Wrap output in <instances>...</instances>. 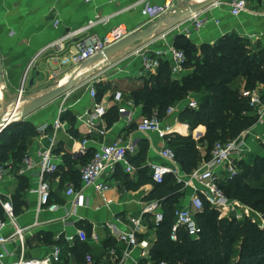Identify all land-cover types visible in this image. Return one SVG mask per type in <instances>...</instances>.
Wrapping results in <instances>:
<instances>
[{
  "label": "crops",
  "instance_id": "obj_1",
  "mask_svg": "<svg viewBox=\"0 0 264 264\" xmlns=\"http://www.w3.org/2000/svg\"><path fill=\"white\" fill-rule=\"evenodd\" d=\"M140 1L0 0V128L15 110L28 64L47 46L98 18H109V22L96 26L90 31V36L103 37L118 26H122L129 33H140L160 25L157 34L90 63L88 70L92 69L94 73L89 78L79 80L58 100L27 113L35 100L67 85L83 72L84 64L75 66L70 62H63L65 58H69L70 51H75L74 42L67 43L64 52L55 47L38 59L25 88L20 112L15 116L18 120L34 125L38 135L26 142L23 158L17 160L11 157L5 163L7 172L0 180V197L12 205L15 222L18 228L24 230L25 259L47 262L46 264H85L86 257L90 255L94 264H158L152 251L158 242L159 223L156 221V214L144 211L150 203L157 201L149 200L158 185L153 180L151 166H170L161 156V151L171 147L166 137L138 131L137 124L146 116L143 115V107L132 101L131 92L142 88L149 76L143 70L140 57L133 55V52L141 48L152 51L164 48V42L160 39L163 34H167L171 42L178 38H181L182 43L189 41L197 47L199 53L204 45L215 46L225 37L240 38L247 41L255 51L264 50V17L256 14L264 9V0H247L249 12L242 13L239 17L231 14L230 4L233 0H219L223 4L221 7L209 6L202 10L205 12L203 18L208 23L200 31L194 30L185 20L190 18L188 15L191 5L206 0H193L191 3L188 0H174L171 10L153 22L149 21ZM151 2L153 5L164 6L166 0ZM57 20L60 21L58 26L55 25ZM186 30L189 37L184 34ZM32 78L35 81L31 85ZM90 85L107 90L100 102L91 97ZM245 85L246 79L240 77L231 88L244 90ZM116 93H122L121 101H116ZM189 100L198 103L200 96L193 94ZM186 103L177 106V112L173 115H168L163 121V127L172 128L173 132L170 134L191 135L199 142L206 136V127L191 126L179 119L180 111ZM63 104L66 108L61 116L64 125L55 137L53 125ZM96 104L106 109L103 119L94 113ZM115 106L119 109L118 120H110L109 123L107 114ZM122 109L132 115V122H128V115H124ZM89 117L94 122L92 127L86 124L85 119ZM239 138L244 145V151L241 157L235 159L234 167L237 172L241 161L252 164L258 157L264 158V117L256 120ZM86 140L91 155L103 145L117 140L132 144L136 152L129 156V163L134 171L127 173L123 166H119L116 175L108 180V191L84 189L81 205L75 207V199L69 197L67 191L71 187L80 191L83 187L80 168L85 157H80L79 152ZM51 147L55 162L62 167L67 164L63 172L46 177L51 186L50 203L58 205L57 211L39 209V196L36 193L40 182L39 168L24 176L17 174L26 155L38 162V151ZM143 149L147 151L141 158ZM206 162L208 161H203L199 168ZM216 172L219 184H226L231 180V172L227 168L218 169ZM151 179L153 182H148ZM195 195L204 198L200 183L183 185L177 209L191 210L195 214L197 211L192 208ZM233 202L240 206V211L221 213L226 218L231 217L242 222L248 216L254 215L253 212L257 213L239 202ZM161 213L163 214L162 209ZM254 216L260 222L256 214ZM0 219L7 222L2 235L11 236L15 228L1 203ZM133 220H138L139 224L136 226ZM79 231L86 233L87 241L79 239ZM132 233L137 238V245H130L128 240L121 239ZM56 251L58 260L55 259ZM0 254L4 255L0 264L18 262L22 256L21 243L14 241L0 246Z\"/></svg>",
  "mask_w": 264,
  "mask_h": 264
},
{
  "label": "trees",
  "instance_id": "obj_2",
  "mask_svg": "<svg viewBox=\"0 0 264 264\" xmlns=\"http://www.w3.org/2000/svg\"><path fill=\"white\" fill-rule=\"evenodd\" d=\"M180 39L174 44L186 55L185 72L176 79L171 62L162 61L157 73L149 75L142 88L131 92V97L137 106L143 107L144 116H157L162 121L169 117V108L187 102L179 119L191 126L206 127V136L199 142L191 135L174 133L166 136L182 174L190 176L203 161L211 159L216 143H230L256 123L257 116L242 92L264 86V50L255 51L245 40L225 37L215 46L204 45L199 53L196 46L189 41L182 43ZM240 77L246 79L244 90L232 89V84ZM96 89V99L100 102L107 90L100 86ZM193 94L200 96L197 108L189 107V98ZM118 113L116 106L110 109L109 123L118 120ZM37 135L34 125L14 118L0 133V163L5 164L11 157L23 158L26 142ZM146 151L143 149L141 158ZM91 156L89 150L83 163ZM66 165L60 166L57 173L63 172ZM219 187L230 200L251 208L264 218V158L258 157L252 164L241 161L237 174L226 184L220 183ZM182 189L183 185L169 175L163 184L156 185L149 199L159 201L163 212L158 242L152 251L158 263L264 264V231L255 216L250 215L242 222L226 218L205 198H202L203 210L194 214L201 232L191 236L181 228L176 233L177 240L173 241L171 235Z\"/></svg>",
  "mask_w": 264,
  "mask_h": 264
},
{
  "label": "built area",
  "instance_id": "obj_3",
  "mask_svg": "<svg viewBox=\"0 0 264 264\" xmlns=\"http://www.w3.org/2000/svg\"><path fill=\"white\" fill-rule=\"evenodd\" d=\"M87 1L89 2L91 0ZM173 2L174 0H166L164 6L153 5L151 0H141L139 3L144 5L145 12L149 17V21L153 22L167 14L173 7ZM221 5L223 4L220 1H217L213 3L211 7H221ZM230 6L231 14L235 17H239L242 13L249 12V4L247 0H233ZM204 13L205 12L202 11L195 13L185 21L189 22L194 27V30L200 31L206 27L208 23L207 20L203 18ZM256 14L264 17V9ZM106 22H109V18H98L91 20L80 29L68 33L61 40L41 50L30 61L26 68L24 77L22 79L21 89L18 92L15 110H17L18 104L24 100L26 92L25 88L28 84L31 72L34 70L36 63L38 62V59L45 54H48L52 48L56 47L60 51L64 52L67 48V43L74 42L75 51H70L69 58H65L63 62H70L72 65L80 66L91 61L102 52L121 42L131 34L122 26H118L105 34L103 37L90 36L89 33L91 30H93L96 26ZM216 23L218 24L219 22L217 21ZM59 24L60 21L57 20L55 25L58 26ZM184 34L186 37L190 36L187 30L184 32ZM167 36V34L160 36V39L164 42V48L162 49H155L152 51L151 49L146 50L141 48L134 50L133 52V55L140 57L143 70L148 76L155 75L157 73L162 61L171 62L172 74L176 79L185 72L184 65L186 62V55L183 51L178 50L174 42L169 41ZM89 92L91 97L96 98L97 90L94 85H90ZM242 95L249 102V106L253 114L257 116V120H261L264 117V86L256 87L255 89L251 90H244ZM115 99L116 101H121L122 93H116ZM130 105L132 106L133 104L130 103ZM189 107L197 108L198 105L195 102H190ZM121 111L124 113V115H128V122H132V115L127 114L128 112H126L125 109H122ZM176 111V107H171L168 109L167 115H173ZM65 112L66 108L63 104L59 109L58 119L53 125L55 137L57 131H59L64 125L61 121V116ZM94 113L99 118L103 119L106 115V109L104 106L96 104ZM85 120L89 127L94 125L92 118L89 117ZM7 125H3L2 129ZM137 128L138 131L144 134H159L163 138L173 132L172 128L163 127V121L157 116L152 118H143L137 124ZM239 139L241 138L226 144L220 142L216 143L211 153V159L206 162L203 167L192 173L188 179L180 171L174 152L169 148H165L163 151H161V156L168 161L170 166L155 164L152 165L151 169L153 173V180L156 184L161 185L165 182V178L167 176L172 175L176 178L178 184H182L184 186H188L191 182H198L203 186V196L212 208L218 210L222 214L233 212L238 213L240 211V206L231 201L219 187V179L216 171L218 169L227 168L229 172H231V179L237 174V169L234 167V162L236 158L242 156L244 151V145L243 143H240ZM87 144L88 141H84L82 149L79 152V155L82 158L86 157L89 152ZM135 152L136 148L132 144H124L121 140L114 141L109 145H103L98 151H96L80 168V179L83 186L82 189L80 191H76L75 188L71 187L67 191V195L69 197H74L75 199L74 206L79 207L81 205V195L84 189L94 188L98 192L108 191L110 189L108 180L116 175L119 166H123L125 172L132 173L134 171V167L129 163V156L135 154ZM54 157L53 147L39 150L38 162H36L30 155H26L22 162V166L17 172L19 176H24L29 171L39 168L40 182L36 190V193L39 196V209L47 208L50 211H57L59 208L58 205H53L50 203L51 186L49 181L46 180L48 175L55 174L59 171L60 165L55 162ZM6 172V164L0 163V180L4 178ZM0 203L8 218L10 219V222L15 228V232L11 236L4 237L2 233L7 227V222L0 219V246L14 241H19L21 243L22 256L18 262L12 264H46L47 262L28 260L24 258V230L18 228L15 222L12 205L9 202H4L1 197ZM203 207V199L199 195H195L192 201V208L198 212L202 211ZM144 213L156 214L157 223H160L163 220V214L161 213V205L159 201L150 203ZM253 214H256L257 218L260 220V228L264 231L263 216L254 212ZM133 222L136 226L139 224L138 220H133ZM181 228H184L191 236H196L201 232L196 224L194 214L191 210L184 209L180 211L178 210L176 212V223L173 227L171 235V239L173 241L177 240L176 233ZM78 236L81 241H87L85 232L79 231ZM121 239L125 241L128 240L130 245H137V238L134 233L128 235L127 237L123 236ZM3 257L4 255L0 254V261ZM55 259L58 260V251L55 252ZM85 264H94V260L90 255L86 257ZM158 264L167 263L161 262Z\"/></svg>",
  "mask_w": 264,
  "mask_h": 264
},
{
  "label": "water",
  "instance_id": "obj_4",
  "mask_svg": "<svg viewBox=\"0 0 264 264\" xmlns=\"http://www.w3.org/2000/svg\"><path fill=\"white\" fill-rule=\"evenodd\" d=\"M217 1H219V0H207V1H202V2L200 1L199 3H196L195 5H191L188 16L191 17L193 14L202 11L203 9L211 6L213 3L217 2ZM187 2L191 3V2H193V0H188ZM159 30H160V25H157L153 29H149V30H146V31H143V32H140V33H131L128 37H126L121 42H119L116 45H114V46L110 47L109 49L105 50L100 55H98L97 57L92 59L91 61L85 63L82 66L83 71L86 70L85 73H79L67 85H65L63 87H60L59 89L53 91L52 93H49L46 96L35 100L33 102V104L31 105V107L28 109L27 113H31L33 111H36V110H38V109H40V108H42V107H44V106H46V105H48V104H50L52 102L58 100L62 96L66 95L78 83L79 80H83V79L89 78L94 73V71L92 69L88 70V65L90 63H94L96 60H98V59H100L102 57H107L109 55H112V54H115L117 52H120V51L124 50L125 48H127L128 46L132 45L133 43H135V42H137L139 40H142L144 38H148L150 36H153V35L157 34L159 32ZM30 81H31V85H32L33 82L35 81V78H32ZM12 121H6L4 125H7V123L9 125ZM5 128H3V129L0 128V130L2 129L0 131V133Z\"/></svg>",
  "mask_w": 264,
  "mask_h": 264
},
{
  "label": "bare ground",
  "instance_id": "obj_5",
  "mask_svg": "<svg viewBox=\"0 0 264 264\" xmlns=\"http://www.w3.org/2000/svg\"><path fill=\"white\" fill-rule=\"evenodd\" d=\"M206 1H207V0H206ZM85 71H86V70H84L82 73H85ZM21 103H22V102H20V103L18 104L17 110L12 111V113H11V115H10V118L7 119V121H12V120L15 118V116L18 114V112H19V110H20V108H21Z\"/></svg>",
  "mask_w": 264,
  "mask_h": 264
},
{
  "label": "rangeland",
  "instance_id": "obj_6",
  "mask_svg": "<svg viewBox=\"0 0 264 264\" xmlns=\"http://www.w3.org/2000/svg\"><path fill=\"white\" fill-rule=\"evenodd\" d=\"M24 101V100H23ZM23 103V102H22ZM21 106H22V104H21ZM20 112V111H19Z\"/></svg>",
  "mask_w": 264,
  "mask_h": 264
}]
</instances>
